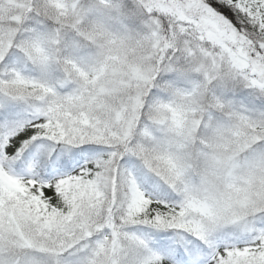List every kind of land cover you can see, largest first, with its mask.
<instances>
[{
  "label": "snow or ice",
  "instance_id": "snow-or-ice-1",
  "mask_svg": "<svg viewBox=\"0 0 264 264\" xmlns=\"http://www.w3.org/2000/svg\"><path fill=\"white\" fill-rule=\"evenodd\" d=\"M0 264H264V0H0Z\"/></svg>",
  "mask_w": 264,
  "mask_h": 264
}]
</instances>
